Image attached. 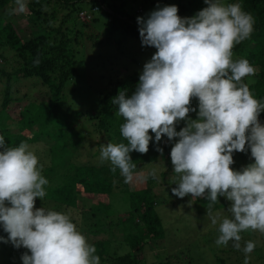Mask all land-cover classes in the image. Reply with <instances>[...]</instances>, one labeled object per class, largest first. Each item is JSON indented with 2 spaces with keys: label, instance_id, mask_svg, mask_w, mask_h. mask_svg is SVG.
<instances>
[{
  "label": "clouds",
  "instance_id": "obj_1",
  "mask_svg": "<svg viewBox=\"0 0 264 264\" xmlns=\"http://www.w3.org/2000/svg\"><path fill=\"white\" fill-rule=\"evenodd\" d=\"M204 2L207 6L192 17L179 16L174 4L137 17L142 47L156 51L144 63L135 91L129 96L120 90L112 99L127 143L102 145L99 158L129 182L136 168L131 152L146 154L152 134L161 154L162 137L174 141L170 159L179 180L172 194L207 200L211 223L219 224L216 245L231 242L249 264L256 243L245 241L242 248L241 233L264 234V124L259 119L264 102L244 82L255 75V67L247 59L234 60L233 49L250 38L255 21L238 2ZM15 4L10 14L28 10L26 0ZM194 98L198 110L192 107ZM181 121L185 126L177 131ZM248 150L254 162L235 170L233 153ZM42 170L29 145L8 147L0 135V227L8 234L0 241L27 250L22 264H100L95 246L69 214L36 207L49 184ZM219 197L230 202L231 218L212 215Z\"/></svg>",
  "mask_w": 264,
  "mask_h": 264
},
{
  "label": "trees",
  "instance_id": "obj_2",
  "mask_svg": "<svg viewBox=\"0 0 264 264\" xmlns=\"http://www.w3.org/2000/svg\"><path fill=\"white\" fill-rule=\"evenodd\" d=\"M116 1L33 0L30 1L32 2L30 10L22 16L27 22V28L29 24L32 25V28L26 31L18 26L17 14H10L15 0H0V46L8 50L16 66L10 72L4 68L0 69V81L4 83L0 103V135L5 137L8 147H17L21 142L26 144L45 142L46 138H49L58 157L59 149L68 150L72 156V153L74 155L77 153L78 146L84 144L85 138L79 134L77 127L80 112L64 105L67 97L65 89L77 73L78 40L87 39L81 28L95 29L101 24L105 32V42L115 34L120 37V40H116L118 45L126 42L128 38L141 42L137 20L125 8L127 0L119 5ZM237 2L244 11L253 16L255 23L250 38L234 47L233 59H247L255 67V75L245 77L244 82L248 84L253 96L264 102V0H229L228 4ZM141 3L139 7L147 6L150 12L158 6L174 4L178 6V15L182 18L192 17L207 6L204 0H141ZM80 12L89 18L81 21ZM97 13L104 15L105 19L102 21L97 19V16L95 17ZM95 31L97 32V29ZM93 37L94 44H97L99 42L97 37ZM93 37L88 36V39ZM1 57V60L5 61L10 59L2 55ZM36 60H39L38 65L34 63ZM138 81L139 76L126 78L112 84L106 93L95 92L98 112L91 120L94 121L98 136L105 139V142L98 144L99 147L113 141L127 143L120 134V126L124 120L116 115L118 106L112 103V99L120 90H126L129 95L131 90L136 89ZM23 83L28 84L30 88L38 89L37 98L29 100L24 111L18 112L17 118H12L23 100L15 98L13 90ZM197 106L198 101L194 98L192 107L198 110ZM190 115L192 119L197 118L196 112ZM259 119L264 124V112L260 114ZM11 123L17 124L19 133L9 130ZM184 126L185 123L181 121L177 124L176 130L179 131ZM34 127L37 129L34 130ZM152 135L153 140L146 154L136 151L130 153L136 168L129 182H125L119 169L113 172L112 165L107 161H99L98 164L78 163L72 169L69 163L60 164L56 161L52 167L47 168L48 173L45 177L49 184L46 186L47 195L43 200L53 201L59 212L69 214L80 232L79 222L71 212L81 211L78 209V202L83 201L81 203L87 206L89 211H85L87 224L82 234L89 244L95 246L100 264H146L141 257L143 249L156 248L158 241H166L162 221L156 210L157 206L166 204L161 203L164 195L158 197L154 193L159 185L145 171V166L158 163L163 178L167 174L166 169H170L171 160L162 159L163 154L156 150L155 136ZM173 143L174 141L170 142ZM170 144L161 147L163 153L170 149ZM233 158L235 163L232 167L235 170H241L254 162L250 150L234 152ZM223 198L219 197L218 200ZM197 202L200 204H196L197 210L202 214L201 210L208 208V201L200 198ZM121 205L124 212L118 209ZM229 206L230 203L227 201V204H215L213 209L227 210ZM225 216L231 218L227 211ZM92 226L103 234L101 239L91 242L87 233L88 228ZM254 234L252 230L242 232V241H254ZM256 248L250 257L257 260L255 264H264V252L258 253L259 250ZM122 250L127 253H120ZM211 252L213 262L226 264L221 255L228 257L236 254L237 258L241 259L238 262L244 264L245 256L242 250L214 245ZM167 258L157 264H170ZM14 259L15 253H9L8 262L16 263Z\"/></svg>",
  "mask_w": 264,
  "mask_h": 264
},
{
  "label": "rangeland",
  "instance_id": "obj_3",
  "mask_svg": "<svg viewBox=\"0 0 264 264\" xmlns=\"http://www.w3.org/2000/svg\"><path fill=\"white\" fill-rule=\"evenodd\" d=\"M30 1L33 0H26L28 10L25 13H27L32 6L30 5L32 3ZM123 1L124 0H117L116 4H122ZM228 1L229 0H220V2L224 4H228ZM141 4V0H127V4L125 5V8L136 20L137 17H146L150 13V9H148L147 6L139 7ZM15 7L16 4L11 8L14 9ZM142 12L143 14H141ZM25 13L17 15L13 13V15H16L18 26L27 31L29 28H32V25L29 24L27 28V22L22 17ZM96 16L97 19L101 21L105 19V16L102 14L97 13L95 17ZM99 25L95 28L98 33L95 29L81 28V31L86 33L85 36L87 39L85 41L78 40V45L76 47L78 51V55H76L77 73L73 76V79L65 89L67 97L65 98L64 105L70 107L72 110L79 111L81 114L77 127L79 134L85 138V141H83L84 144L79 145L77 153L75 155L72 153V156L68 150L62 151L59 149L58 154L60 157L56 156L53 149L54 146H51V140L49 138H46L45 142L27 144L30 150L38 156L40 164L43 165V176L48 173L47 168L52 167L56 161L60 164L69 163L71 169L78 163H99L100 148L102 145L99 147L98 144L105 142V139H101L98 136L95 131L94 121L91 120V117L96 116L98 112L97 95L95 92L106 93L112 84L124 81L126 78L139 76L142 72L144 63L150 60L156 51V49L152 47H142L140 41L131 38H128L126 42L118 45L116 42V40H120L118 34L112 35L111 39L105 42V32L102 25ZM88 36H91V38L96 36L99 42L94 44L95 38L88 39ZM1 55L3 57H10V59L8 58L9 61L1 60ZM15 67V63L9 55L8 50L0 46V69L4 68L6 71L10 72ZM3 86L4 83L0 81V103ZM134 91L135 90H131L129 96ZM37 92L38 89L30 88V86L25 83L13 90L14 97L23 100L12 118H17L18 112L24 111L23 109L26 108V104L29 100L37 98ZM190 117H192V115H190ZM9 123L10 121H8V124ZM14 123L9 125V130L17 134L20 131H18L19 128L17 124ZM36 129L37 128L34 127V130ZM112 143H115V141ZM168 143L170 144V142L167 141V137H162L160 147ZM170 145L171 147L173 146V144ZM171 147L167 152L163 153L162 159L164 161L171 160ZM169 165L170 169H166L167 174H165L166 176L163 178L161 177V169L158 163L147 164L145 166V171L152 178L153 173H155L154 180H156L155 183L159 186H156L157 188L154 190V193L158 195V197L164 195L161 203L165 202L166 204L157 206L156 210L162 221V227L164 228L167 242L165 240H160L157 242L156 248L153 249L145 247L141 254V257L144 259L143 261L146 264H157L168 257L167 260L170 264H188V262L189 264H219L218 262H213L214 257L211 252L219 236V224L213 225L211 223L210 216L208 215V208L202 209V214L199 213L196 204H198L197 200L200 198L192 199L191 196H186L181 199L172 194L171 189L176 187L175 183L178 182L179 176L173 171L172 164ZM54 174H57V172H54ZM141 185L142 184H140V186ZM167 194H169V196H167ZM81 202L83 201L78 202V209L81 211H72L71 214L77 218L79 222L78 226L82 233L87 224V215L85 211L89 210L88 207L84 206ZM221 204H227V200L225 198L219 200L218 205ZM122 206L123 205H121L120 208H118V206L116 207L120 211H123ZM36 207H44L46 210H59L53 201L40 200L39 198L36 200ZM211 213L212 215L220 213L221 218H223L226 214V209L212 208ZM88 230L87 237L91 242L102 238L103 233L100 234L95 226L89 227ZM254 232L256 249L259 250L258 253L264 252V234L259 231ZM7 235L8 234L3 231L2 227H0V236L7 239ZM245 241L247 240L241 241L242 248ZM224 248L234 249L231 246V242ZM25 251L27 250L22 247L19 249L15 248L10 242L4 243L0 241V264L1 262L2 264H11L8 262L7 257L9 253L13 252L15 253L14 261L16 263L12 264H22L21 256ZM120 253H127V251L123 252L122 250ZM221 257L225 260L226 264H241L238 262L241 261V259L237 258L236 254H231L228 257L226 255H221ZM249 260L251 261L250 264H255V261H257L254 257H250Z\"/></svg>",
  "mask_w": 264,
  "mask_h": 264
},
{
  "label": "built area",
  "instance_id": "obj_4",
  "mask_svg": "<svg viewBox=\"0 0 264 264\" xmlns=\"http://www.w3.org/2000/svg\"><path fill=\"white\" fill-rule=\"evenodd\" d=\"M89 18V16H87L85 13H82V12H80L79 13V19L81 20V21H86L87 19Z\"/></svg>",
  "mask_w": 264,
  "mask_h": 264
}]
</instances>
